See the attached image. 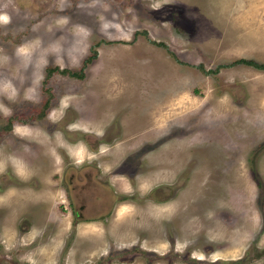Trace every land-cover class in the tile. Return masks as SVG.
I'll list each match as a JSON object with an SVG mask.
<instances>
[{
    "label": "rangeland",
    "instance_id": "374dc122",
    "mask_svg": "<svg viewBox=\"0 0 264 264\" xmlns=\"http://www.w3.org/2000/svg\"><path fill=\"white\" fill-rule=\"evenodd\" d=\"M247 60L264 0H0V264H264ZM91 161L138 196L73 235L64 169Z\"/></svg>",
    "mask_w": 264,
    "mask_h": 264
},
{
    "label": "flooded vegetation",
    "instance_id": "af4514ba",
    "mask_svg": "<svg viewBox=\"0 0 264 264\" xmlns=\"http://www.w3.org/2000/svg\"><path fill=\"white\" fill-rule=\"evenodd\" d=\"M110 139L102 136V144L109 143ZM85 164L82 167H66L64 169L65 182V198L66 205H62V209H68L71 229L69 232L71 234H76L77 225L79 223H88L91 221H99L101 223H106L108 219L115 213L116 205L124 197L138 196L136 192L135 195H124L121 193L120 188L114 183L116 182L115 175H123V171H120L117 167H114L110 173L112 175L108 178L107 183L102 179L101 175V163L97 161L93 163ZM103 163V162H102ZM121 165V164H120ZM104 168L102 167V172ZM143 172V170H141ZM110 183V184H109ZM22 185V184H21ZM33 188L38 189L40 184L38 182L31 183ZM155 187L149 188V194L153 192ZM163 189L158 187L157 189ZM134 194V193H132ZM159 194V193H158ZM124 196V197H123ZM46 230H55V225L52 223H46ZM118 240L108 237L104 240L105 249L102 251L105 256L118 253ZM120 243V242H119ZM102 253V254H103Z\"/></svg>",
    "mask_w": 264,
    "mask_h": 264
},
{
    "label": "trees",
    "instance_id": "16d2710c",
    "mask_svg": "<svg viewBox=\"0 0 264 264\" xmlns=\"http://www.w3.org/2000/svg\"><path fill=\"white\" fill-rule=\"evenodd\" d=\"M246 62L249 63V64H252V65L256 66L257 68L264 69V64H257V63H255L254 61H251V60H249V61L247 60Z\"/></svg>",
    "mask_w": 264,
    "mask_h": 264
}]
</instances>
